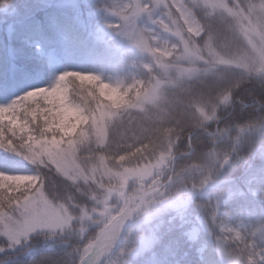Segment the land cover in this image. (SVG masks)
Instances as JSON below:
<instances>
[{"label":"snow or ice","instance_id":"snow-or-ice-1","mask_svg":"<svg viewBox=\"0 0 264 264\" xmlns=\"http://www.w3.org/2000/svg\"><path fill=\"white\" fill-rule=\"evenodd\" d=\"M144 14L151 30L136 27ZM116 15L123 35L151 55L148 72L158 66L160 79L105 89L95 75H64L52 87L37 86L0 106V151L34 169L12 172L7 169L13 162H2L0 238L12 248L37 233L47 239L71 233L79 242V264H106L125 222L166 195L161 180L171 183L180 175L171 163L177 143L185 140L191 148L192 134L207 132L237 91L257 100L252 89H264V0H148ZM69 84L87 90L96 106L69 101ZM106 95L110 103L101 99ZM132 109L144 115L134 122ZM189 109L192 119L185 120ZM157 150L156 164L141 167L144 153ZM210 179L191 187L202 189ZM226 231L243 243L239 232Z\"/></svg>","mask_w":264,"mask_h":264},{"label":"rangeland","instance_id":"rangeland-1","mask_svg":"<svg viewBox=\"0 0 264 264\" xmlns=\"http://www.w3.org/2000/svg\"><path fill=\"white\" fill-rule=\"evenodd\" d=\"M137 2L146 4L148 0H22L18 6L0 2V106L11 103L37 86L45 87V79L30 73L26 65L21 63V55L25 51L38 55L37 60L32 63L39 66L38 72H48L46 80L53 82L66 71L101 76L113 73L119 80L138 65L148 69L153 64V58L123 35V21L116 15L117 9L127 5L130 8ZM40 12L42 18H37L34 23L26 21ZM113 25L121 27H112ZM26 27H29V31ZM136 27L151 30L153 25L149 16L144 14L137 18ZM153 71V77L160 79L157 75L161 72L159 67ZM112 85L117 86L118 82H112ZM168 86L171 88L170 84ZM105 98L107 99V95ZM107 100L104 99V103H109ZM131 111L138 116L144 115L139 109ZM221 120L219 117L218 121ZM247 131L250 135L245 136ZM244 133L242 145L235 152L233 166L224 172L231 183L208 193L202 204H199L198 214L189 213L180 219L190 227L188 234L192 240H198L204 233L208 242L203 244L202 251L208 249V243H211L219 264H250L249 258L259 259L264 263V172L255 177L238 175L236 166L244 159L245 149L252 145L255 135L251 128L246 127L243 129ZM231 142L232 139L228 138L222 145L227 147ZM181 157L182 155H176L173 160L176 163L171 162L173 172ZM155 164L156 162L143 164L141 167ZM22 166L24 167L8 171H34L31 165ZM222 166L216 153L206 154L199 162L185 165L184 176L177 191L183 192L196 179L220 171ZM167 175L171 176V173ZM131 183L130 180L129 187ZM161 184H168V181L161 180ZM150 186L146 184L147 188ZM182 206L183 204L179 207ZM97 229L99 230L95 227L93 231L96 232ZM226 229L239 232L243 243L235 240V236ZM36 235L40 233L33 236ZM156 240L152 233L129 237L123 226L121 236L105 258L106 264H126L128 257L151 250ZM122 244H125V248L119 251ZM21 246L12 248L0 238V247H4L6 251L14 252ZM71 264H79L77 252L71 259Z\"/></svg>","mask_w":264,"mask_h":264},{"label":"trees","instance_id":"trees-1","mask_svg":"<svg viewBox=\"0 0 264 264\" xmlns=\"http://www.w3.org/2000/svg\"><path fill=\"white\" fill-rule=\"evenodd\" d=\"M21 2L22 0H7V4L12 6H18ZM41 15L42 13L40 12L33 17L27 18L26 21L34 23L37 18L43 17ZM26 29L29 31V27H26ZM26 35H28V33ZM37 56L38 55L35 53L25 51L21 55V63L26 65L30 73L45 79V87L54 86L57 81H47L46 77L48 76V72H44L43 70L38 72V70H40L38 69L39 66H35V63H32L34 60H37ZM154 73V71L149 73L148 69L138 65L135 70L127 75H123L124 77L123 79H119L120 81L113 73H108L107 76L92 75L98 76L104 83L112 85V82H118L117 86L126 88L138 80L147 86L153 79ZM0 81H2V77H0ZM79 83L80 82L77 81V84ZM85 83L87 85L91 82ZM171 90L170 88V91ZM252 92L257 100H253L251 96L244 91H237L234 93L233 103L228 107L221 108L218 112L219 117L222 118L221 121L208 124L206 126L207 132L204 130H197L192 134L191 148L188 147L185 140H181L177 143L178 151L176 149L173 151H177V155H182V157L177 161L175 173L180 175L175 176L171 183L166 184V195L163 198L158 199L156 203L134 214L124 225L125 231L129 237H141L152 233L157 238L156 243L148 252L135 257H128L126 259V264H219L211 243H208V249L202 251L203 244L208 242L204 233L200 235L198 240H192L188 234L190 227L180 219L189 213L198 214L199 204H202L208 193L217 190L218 187H223L231 183L229 177L225 173L230 166H233L235 152L238 151L242 145V139L246 134H243V131H241L244 127L251 128V131L253 133L255 132V135L252 145L245 149L244 159L236 166L237 173L238 175L255 177L264 172V106H262V104H264V89L255 87L252 89ZM134 94L135 93H132V95ZM95 95H99L98 89ZM67 98L77 105L87 107L96 106L94 96L89 95L87 90L76 88L72 84L68 85ZM101 99L103 101L104 99L107 100L105 97ZM108 102L110 103V101ZM132 114L134 122L138 121L141 117L134 112H132ZM183 118L185 120H191L192 109L184 113ZM218 129L223 133L222 135L216 134ZM239 129L241 130L239 131ZM124 131V129L119 130L120 134H123ZM248 135H250L249 131H247L245 136ZM228 138H231L232 142L225 147L222 143ZM149 151H152L151 146H149ZM214 153L218 155L219 161L223 162L225 158H228L229 163L226 165L222 163L223 166L220 171L217 170L200 179H196L194 183L199 184L202 179L211 176L210 181L202 189H193L190 186L183 192L177 191L180 181L184 176V166L193 162L197 163L202 160L206 154ZM124 154L127 155V153ZM160 154L159 150H157L154 155L144 153L145 160L141 165L156 162ZM5 160L13 162L12 166L7 170L24 167L22 166L23 164L25 166L27 165L18 157L0 151V168L2 170H5L4 164L2 163ZM117 163H123L127 166L129 161L120 162L117 160ZM150 188L151 186L149 189ZM131 190H134L133 184L130 187V191ZM161 191H163V189H161ZM176 192H178V194H176ZM127 194L129 196L133 195L132 192H128ZM182 204L183 206L179 207ZM90 230L94 232L93 228ZM91 231L90 233H92ZM124 245L125 244H122L118 250L122 251L125 248ZM78 246L79 242L77 237L71 233H65L63 236H58L53 239H47L44 234H40L31 237L30 241L26 242L14 252L6 251L0 253V264H71V259ZM249 261L250 264H264L261 260L255 258H249Z\"/></svg>","mask_w":264,"mask_h":264},{"label":"clouds","instance_id":"clouds-1","mask_svg":"<svg viewBox=\"0 0 264 264\" xmlns=\"http://www.w3.org/2000/svg\"><path fill=\"white\" fill-rule=\"evenodd\" d=\"M64 75H73V76H82V77H87V78H91L93 75L92 74H83V73H80V72H69V73H64L63 75L61 76H64ZM96 78L98 79V81L101 83V87L102 88H105V89H109V88H114L115 86L109 84V83H104L101 81V79L96 76Z\"/></svg>","mask_w":264,"mask_h":264},{"label":"water","instance_id":"water-1","mask_svg":"<svg viewBox=\"0 0 264 264\" xmlns=\"http://www.w3.org/2000/svg\"><path fill=\"white\" fill-rule=\"evenodd\" d=\"M176 161H173V164H175Z\"/></svg>","mask_w":264,"mask_h":264}]
</instances>
